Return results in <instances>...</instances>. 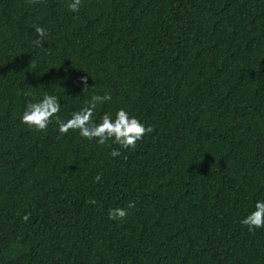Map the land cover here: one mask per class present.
<instances>
[{"label":"trees","instance_id":"1","mask_svg":"<svg viewBox=\"0 0 264 264\" xmlns=\"http://www.w3.org/2000/svg\"><path fill=\"white\" fill-rule=\"evenodd\" d=\"M70 2L0 0V264H264L240 222L264 200V0ZM105 92L94 122L154 129L134 149L21 122L45 93L66 121Z\"/></svg>","mask_w":264,"mask_h":264},{"label":"clouds","instance_id":"2","mask_svg":"<svg viewBox=\"0 0 264 264\" xmlns=\"http://www.w3.org/2000/svg\"><path fill=\"white\" fill-rule=\"evenodd\" d=\"M30 3H37L38 0H29ZM81 7V0H71L68 4L70 11L78 12ZM35 32L38 39L32 41L34 46L43 47V40L48 36V32L41 26H35ZM51 54V50H46ZM83 91L89 89L87 77L82 76ZM25 95H30L26 93ZM110 93L105 92L104 95H92L89 100L85 101V107L71 114V118L66 121L61 119L59 112L61 104L59 97L45 93L42 99L36 102L29 101L22 114L21 122L38 131H46L49 124L53 122L58 125L61 135L66 134L69 130H79L80 135L87 139H96L99 145H106L109 140L118 144L121 148H135L137 142L142 140L147 133L154 131L152 126H145L137 117L130 115L129 111L120 108L113 118L111 113H104L100 118V122L96 123L93 117L96 113L97 106L106 101L111 100ZM112 157L121 155L120 149L111 151ZM102 173L97 174L94 178L95 182L101 180ZM88 203L96 204L94 199H89ZM135 207V202L130 201L126 207H116L109 210V218L112 220H123L128 215V209ZM31 213H25L22 220L27 223L30 221ZM242 225L247 226L249 232H253L257 228H264V200H258L255 203V210L244 217L241 221Z\"/></svg>","mask_w":264,"mask_h":264}]
</instances>
